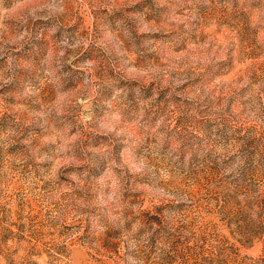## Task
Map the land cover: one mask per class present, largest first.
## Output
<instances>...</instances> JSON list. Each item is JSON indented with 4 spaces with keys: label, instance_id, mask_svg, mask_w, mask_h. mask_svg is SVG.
Segmentation results:
<instances>
[{
    "label": "rangeland",
    "instance_id": "obj_1",
    "mask_svg": "<svg viewBox=\"0 0 264 264\" xmlns=\"http://www.w3.org/2000/svg\"><path fill=\"white\" fill-rule=\"evenodd\" d=\"M117 5L112 17L94 29L81 14L83 42L75 49L59 43L61 32L44 36L47 25L40 21H0V264H264V126L228 121L237 129L227 142L231 148L214 153L215 165L206 161L179 182L190 201L180 208L152 203L130 174L118 189L112 187L120 169L112 165L110 170V162L121 163L126 145L124 134L106 126L116 108L132 118L139 102L158 90L165 71L169 84L183 75L175 61L181 52L182 62L195 58L199 64L207 58L224 64L214 77L223 83L212 88L221 101L248 81V87L264 91V31L250 30L233 12L235 0H207V5L201 0L198 34L188 47L189 42H175L179 32L169 31L166 4L117 0ZM22 31L29 35L17 41ZM75 40L70 32L67 44ZM225 45L226 63L219 60ZM214 48L220 50L215 57ZM191 71L196 69L186 70ZM164 108L167 112L168 105ZM187 108L184 113L177 107L165 122L196 137L206 115ZM245 133L246 145L238 138ZM61 146L60 155L73 161L57 170L63 181L46 182L53 191L34 195L31 182L42 176L31 155L54 156ZM237 153L243 163L234 167ZM26 156L29 162L20 167L17 162ZM54 166L51 161L41 165L45 172ZM113 192L118 199L107 201ZM69 195L116 219L111 225L103 217L97 221L91 242L78 236L68 240L71 225L61 201ZM77 224L86 237L91 222Z\"/></svg>",
    "mask_w": 264,
    "mask_h": 264
},
{
    "label": "clouds",
    "instance_id": "obj_2",
    "mask_svg": "<svg viewBox=\"0 0 264 264\" xmlns=\"http://www.w3.org/2000/svg\"><path fill=\"white\" fill-rule=\"evenodd\" d=\"M120 3H123V0H120ZM159 3L168 6L166 21L170 26L169 31L181 34L179 38H174L175 42L184 43V45L189 42L188 47H191V42L197 37L198 25L201 21L202 12L197 7L201 0H159ZM203 4L207 5V0H203ZM45 9L47 11H44ZM114 10H118L117 0H55L54 3H49L48 0H0V21L19 20L27 23L29 18L33 23L40 21L47 25L42 32L44 36L53 38L57 32H61L64 38L59 43L75 49L83 42L80 37L83 31L81 14H86L90 18L92 29H94L97 23L110 19ZM38 11L41 14L37 15ZM233 12L250 30L264 31V0H235ZM2 26L3 23H0V27ZM70 32L76 40L74 44L68 45L67 36ZM28 35V31H22L15 36V39L19 41ZM87 47L88 45H85L84 48L87 49ZM217 51L220 50L218 48L212 50L213 57ZM63 54L61 51L60 55ZM183 55L184 53L181 52L175 57V61L179 62L176 64V70L183 75L173 79L169 84L168 72L165 71L158 90L151 92L149 100L139 102V110L132 114V118L126 116L121 108H116L111 113L110 122L106 125L109 131L115 128L117 135L124 134L126 145L123 148L125 158L121 159V163L116 164L114 160L110 162V170L112 165L120 169L119 176L116 173L113 174L112 187L118 189L122 179L130 174L134 183L139 180L141 190L152 203L167 202L174 208H180L181 205L190 202L187 194L179 187V182L206 161L215 165L214 153H223L226 148H231L227 142L237 129L231 127L228 121L242 123L244 119H247L264 126V91L255 85L248 87L247 84L251 83L248 81L247 84L237 85V91H229L221 101L220 92L216 91L213 95L212 88L223 83L215 80L214 77L222 71L224 64L209 63L207 58L199 64L195 58L182 62ZM75 58L72 56L68 63L71 64V60ZM228 59L227 45H225L223 51H220L219 60L226 63ZM190 69H196V71H191L189 75L186 70ZM207 80L213 81L212 87L206 86ZM145 84H148V81ZM165 88H169L170 91L165 92ZM177 88L180 90L177 91ZM173 97L179 99L175 100ZM177 101L179 105L175 103ZM164 105H168L167 112ZM189 105L206 115L205 122L201 125L203 131L196 137L182 135L176 130L174 124L165 122L167 116L177 107L181 112L187 113ZM209 112H212L211 117L207 116ZM172 119L179 118L174 116ZM238 138L242 140V144L246 145L249 133ZM64 151L65 147L61 146L54 156L31 155L32 161L42 176V180L33 179L31 182L30 187H33L34 195L41 190L49 193L53 191L52 187L46 186V182L50 181V185H56L63 181L57 176V170L73 162L71 157L60 155ZM29 159L30 157L26 156L17 163L23 167ZM236 160L234 167H239L243 163L240 153H237ZM46 161H51V165L55 164L47 172L41 167ZM65 175L69 180L77 179L74 174L65 173ZM37 185L38 187H35ZM114 197L118 199L116 192L108 196L107 201H112ZM55 198L59 199L58 196ZM49 199L52 197L50 196ZM64 205H68L67 209H64ZM61 208L65 211L71 225V232L67 234L68 240L78 236L82 237V242H91L96 237L97 221L103 217L104 222L111 225V222L116 219L110 213L104 214L97 210L92 203L84 199L75 200L72 195L61 201ZM78 221L91 222L92 229L86 237L78 231ZM136 227L133 225V231Z\"/></svg>",
    "mask_w": 264,
    "mask_h": 264
}]
</instances>
